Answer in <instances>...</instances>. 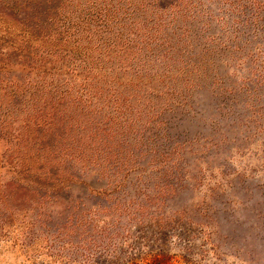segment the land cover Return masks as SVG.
<instances>
[{
    "label": "rangeland",
    "instance_id": "1",
    "mask_svg": "<svg viewBox=\"0 0 264 264\" xmlns=\"http://www.w3.org/2000/svg\"><path fill=\"white\" fill-rule=\"evenodd\" d=\"M46 1L0 0V264H264V0Z\"/></svg>",
    "mask_w": 264,
    "mask_h": 264
},
{
    "label": "trees",
    "instance_id": "2",
    "mask_svg": "<svg viewBox=\"0 0 264 264\" xmlns=\"http://www.w3.org/2000/svg\"><path fill=\"white\" fill-rule=\"evenodd\" d=\"M94 4H97L95 0ZM47 7L43 9L44 13H49V17H45L47 19H44V23L48 22L47 25L54 27L57 35H56V41L60 43V39H62V43H66V41H70L71 43L70 46H72V43L76 40L74 37L77 33H81L82 31H86L90 28V24L93 21V24L96 25L97 20H100L99 23L103 24L105 23L106 25V12L101 10L102 7L106 8L105 6H101V4L96 5L93 7V10L89 12V7L83 11V8L80 9L75 16V19H71L69 17L68 19L66 18V15H61L59 14V6L60 1H50L47 0L45 2ZM102 15L104 17H102ZM92 20V21H91ZM43 21H40V24ZM31 28L33 30H36L37 32H40V27L36 25H31ZM48 28V27H46ZM87 32V31H86ZM88 34V33H87ZM77 51V50H76ZM85 53V52H84Z\"/></svg>",
    "mask_w": 264,
    "mask_h": 264
}]
</instances>
